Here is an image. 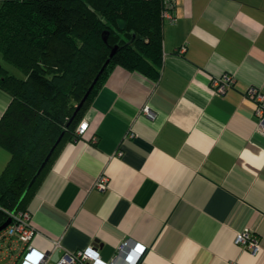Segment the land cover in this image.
Masks as SVG:
<instances>
[{
    "label": "crops",
    "instance_id": "crops-1",
    "mask_svg": "<svg viewBox=\"0 0 264 264\" xmlns=\"http://www.w3.org/2000/svg\"><path fill=\"white\" fill-rule=\"evenodd\" d=\"M172 14L157 75L114 65L81 116L86 129L27 200L41 264L95 240L100 261L115 264H264V132L244 96L255 86L264 105V0H174ZM0 64L16 72L1 54ZM222 73L232 81L217 94L210 80ZM9 101L0 87V116ZM8 159L0 145V173ZM245 226L256 251L233 241ZM14 243L11 254L22 250Z\"/></svg>",
    "mask_w": 264,
    "mask_h": 264
},
{
    "label": "trees",
    "instance_id": "trees-1",
    "mask_svg": "<svg viewBox=\"0 0 264 264\" xmlns=\"http://www.w3.org/2000/svg\"><path fill=\"white\" fill-rule=\"evenodd\" d=\"M163 22L161 0H0V54L16 70L0 64V87L10 94L0 116V145L9 152L0 173V223L8 211L26 209L114 65L157 75Z\"/></svg>",
    "mask_w": 264,
    "mask_h": 264
},
{
    "label": "built area",
    "instance_id": "built-area-1",
    "mask_svg": "<svg viewBox=\"0 0 264 264\" xmlns=\"http://www.w3.org/2000/svg\"><path fill=\"white\" fill-rule=\"evenodd\" d=\"M162 2V16L163 18L171 19L173 17L172 8L174 6V0H161ZM184 47L181 46L180 50ZM231 76L227 73L212 76L210 85L213 91L217 94H222L226 91L230 85ZM244 96L251 98L255 103V112L258 116L257 129L264 132V105L262 104L263 93L255 86H248L244 91ZM141 112L148 118H152L155 115L153 109L147 104L142 105ZM87 126V120L81 118L76 127L75 134L80 136ZM107 177L104 174L98 176L94 182V187L98 189H104L106 187ZM10 216V222L0 230V261L3 260L7 264H13L16 258H21L20 264H41L45 259L43 252H37L33 245L30 243L31 237L34 234V228L29 223V213L26 209L17 211H8ZM234 243L240 247L249 250L256 251L260 248L258 236L255 231L249 226H245L242 229L235 232ZM14 242H20L22 250L17 254L16 252L11 254L12 250H15ZM128 241H122L118 250L121 252L127 246ZM23 251V252H22ZM22 252V253H21ZM89 259H95L100 261L98 251L92 244L85 248H78L70 252H65L55 264H88ZM100 264H115L114 258L110 261H100ZM135 262L132 261V264Z\"/></svg>",
    "mask_w": 264,
    "mask_h": 264
},
{
    "label": "water",
    "instance_id": "water-1",
    "mask_svg": "<svg viewBox=\"0 0 264 264\" xmlns=\"http://www.w3.org/2000/svg\"><path fill=\"white\" fill-rule=\"evenodd\" d=\"M114 49H115V46H113V47L111 48V51H110V53H109V56L112 54V52L114 51ZM107 61H108V58L104 61V63H103L102 66L100 67L98 73H97V74L95 75V77L93 78L92 83L90 84L89 88L92 86V84H93L94 81L96 80L98 74L100 73V71L102 70L103 66L106 64ZM89 88H88V90H89ZM88 90L85 92V94L83 95V97L81 98V100L79 101V103L77 104L76 109H75V111L73 112V115L70 117V120L73 118L75 112L78 110V108H79L80 105L82 104L83 100L85 99V97H86V95H87V93H88ZM58 140H59V137L56 139V141H55L54 145L52 146V148L55 146V144L58 142ZM51 150H52V149H51ZM48 155H49V154H48ZM48 155H47V156H48ZM47 156H46V158L44 159V161L41 163V165H40V167L38 168V170L36 171L35 175L38 173V171L40 170V168L43 166L45 160L47 159ZM35 175L33 176V178H32V179L30 180V182L28 183L27 188H28V186L30 185L31 181L34 179ZM12 211H13V210H12ZM10 220H11V218H10V216H8V217H7L2 223H0V230L3 229V228H4V227L10 222ZM97 242H98V241L95 240L94 243H92V245L94 246L95 249H97V244H98Z\"/></svg>",
    "mask_w": 264,
    "mask_h": 264
}]
</instances>
